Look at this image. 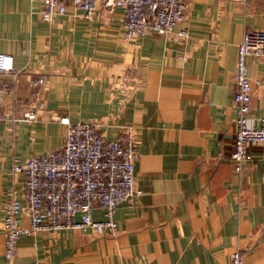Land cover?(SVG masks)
I'll list each match as a JSON object with an SVG mask.
<instances>
[{"label": "crops", "instance_id": "crops-1", "mask_svg": "<svg viewBox=\"0 0 264 264\" xmlns=\"http://www.w3.org/2000/svg\"><path fill=\"white\" fill-rule=\"evenodd\" d=\"M170 33L123 36V9L99 0L92 15L68 3L52 21L40 0H0V50L17 73L0 71V264H264V145L240 173L233 149L234 72L246 29L264 28V0H184ZM189 29L184 38L177 31ZM250 123L264 113V53L249 56ZM45 76L42 84L33 80ZM36 112L35 119L26 113ZM93 121L108 138L141 150L143 192L115 210L114 235L80 228L22 234L4 254V205L14 189L26 208L15 159L60 147L54 117ZM104 218L101 206L93 209ZM20 221L29 225L24 209Z\"/></svg>", "mask_w": 264, "mask_h": 264}, {"label": "built area", "instance_id": "built-area-1", "mask_svg": "<svg viewBox=\"0 0 264 264\" xmlns=\"http://www.w3.org/2000/svg\"><path fill=\"white\" fill-rule=\"evenodd\" d=\"M41 17L52 21L66 13L68 3L92 15L99 0H40ZM247 2V0H242ZM123 9V36L128 39L156 31L170 33L186 18L184 0H106ZM177 33L187 38L189 29L181 26ZM264 53V28L246 29L238 45L234 72L237 105L233 149L229 155L237 173L253 158L251 144L264 145V113L259 125L250 123L252 84L247 58ZM0 71L17 73L14 56L0 50ZM45 76L33 80L42 84ZM36 112L26 113L35 119ZM65 125L64 143L57 148L34 153L25 160L15 159L13 173H24L26 208L14 189H10L4 205L2 228L5 233L4 254L8 260L17 254V242L22 234L80 228L114 235L119 227L115 218L117 206L124 201L134 203L143 192L136 181L135 169L141 150L131 138H108L98 131L93 121H73L69 115L54 117ZM101 206L104 218L96 219L93 209ZM29 225L20 221L23 211ZM230 264H243L237 247L230 253Z\"/></svg>", "mask_w": 264, "mask_h": 264}, {"label": "rangeland", "instance_id": "rangeland-1", "mask_svg": "<svg viewBox=\"0 0 264 264\" xmlns=\"http://www.w3.org/2000/svg\"><path fill=\"white\" fill-rule=\"evenodd\" d=\"M247 2H248V0H247Z\"/></svg>", "mask_w": 264, "mask_h": 264}]
</instances>
